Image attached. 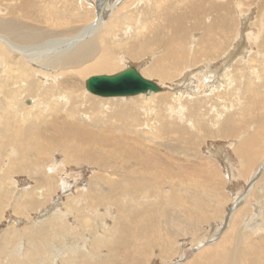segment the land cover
<instances>
[{"label": "bare ground", "instance_id": "1", "mask_svg": "<svg viewBox=\"0 0 264 264\" xmlns=\"http://www.w3.org/2000/svg\"><path fill=\"white\" fill-rule=\"evenodd\" d=\"M96 1L0 0V264H264V55L236 33L243 0H99L90 21ZM234 41L244 64L222 61ZM131 60L169 90L87 92ZM75 168L92 173L73 191Z\"/></svg>", "mask_w": 264, "mask_h": 264}, {"label": "rangeland", "instance_id": "2", "mask_svg": "<svg viewBox=\"0 0 264 264\" xmlns=\"http://www.w3.org/2000/svg\"><path fill=\"white\" fill-rule=\"evenodd\" d=\"M103 1V0H102ZM247 1V2H246ZM80 2H82V0H80ZM96 2H98V4L96 5V7H95V5L94 6H91L93 9H92V13H91V15L92 14H94V8H95V10L97 9V11H96V17H98V12L100 11L99 10V0H97ZM112 2H113V0H112ZM93 3V2H92ZM256 2H254V3H252L250 0H243V4L241 3V4H238V5H236V9L238 10V9H240V8H242V10H241V12L243 13L242 15L243 16H241V14L240 15H238V31L236 32V33H239V36H240V38L241 39H247V37L246 36H249V34H250V36L251 35H253V36H251L252 38H251V40H250V42H251V47H250V45H248V48H249V50L251 49L252 50V48H253V52H251V54L253 55V56H255L257 59H258V57H262L263 55H264V51H263V49L258 45V44H260L261 42V40H260V38L259 37H262V34L261 35H259L258 34V32H259V30H260V26H259V20L257 19V18H260L261 17V15H257L255 12H254V10H255V8L258 6L257 4H255ZM202 4H204V3H202ZM237 4V3H236ZM263 4V3H262ZM91 5V4H90ZM264 5V4H263ZM240 8H239V7ZM203 7V6H202ZM246 8V9H245ZM248 8H250V9H248ZM252 8V9H251ZM245 10H247V11H245ZM249 11V12H248ZM262 11H264V7L262 8ZM259 12V11H258ZM248 15H247V14ZM255 13V14H254ZM259 14V13H258ZM90 15V21H92V20H94V19H96V17L94 18V15H92L91 16ZM250 15H251V18H250ZM247 16V17H246ZM93 17V18H92ZM208 17H209V19H211L212 18V16L211 15H208L207 16V18H206V21L208 22L209 21V19H208ZM240 17H242V18H240ZM257 17V18H256ZM256 18V20H254ZM249 19H251V20H249ZM244 20L246 21L245 23H243L244 22ZM258 20V21H257ZM254 21V22H253ZM251 23V24H250ZM257 23V24H256ZM245 24V25H244ZM250 24V30H246L247 28V26ZM257 25V26H256ZM245 27L243 30L241 29V27ZM254 26V27H253ZM202 30H200L199 31V33L198 34H200V32H201ZM240 31H241V33H240ZM198 32V31H197ZM246 33V34H245ZM197 34V35H198ZM258 34V35H257ZM263 34H264V31H263ZM245 35V36H244ZM255 35V36H254ZM257 36H259L257 39H258V41L255 43V41L257 40L256 39V37ZM254 39V40H253ZM237 42V43H236ZM234 41L233 43H232V45L231 46H233L234 47V49H233V47H231L230 49H229V52L226 54L227 56L224 58V60H222L223 61V63H225L226 61H228V59L230 58V57H234V55H233V53L235 52V57L238 59V61H239V65H241V64H244V59L245 58H247L248 56H246V55H244V53H243V51L242 50H244L243 48H244V46H243V44L241 43V42H238V41ZM253 42V43H252ZM236 43V44H235ZM254 44V45H253ZM234 50V51H233ZM233 52V53H232ZM231 59H234V58H231ZM237 59H234L232 62H234L235 60H237ZM264 60V57H263V59H262V61ZM132 61V62H131ZM130 61V63H128V65H130V66H133V67H137V69L139 70V64H140V62H138V61H135V60H131ZM222 61L220 62V64H222ZM230 61V60H229ZM220 64L218 65V67L220 66ZM262 64H263V62H259V61H257V65H255V66H252V68H253V70L256 72L257 70V72H258V77H256V75L254 76L255 77V79L257 80V82H259V80L261 81V80H264V67H262ZM127 65V64H126ZM125 65V66H126ZM127 65V66H128ZM225 64H223V65H221L222 67L224 66ZM124 66V65H123ZM123 67V68H126V67ZM220 66V67H221ZM257 66V67H256ZM262 67V69H263V71H262V73H259V71H260V68ZM122 68V69H123ZM224 69V68H223ZM257 69V70H256ZM121 70V69H120ZM227 70V68L224 70V71H226ZM260 71V72H261ZM212 73V72H211ZM213 74V73H212ZM255 74V73H254ZM257 74V73H256ZM201 76V75H200ZM222 77H223V75H222ZM263 78V79H262ZM154 82H156L157 84L159 83L158 81V79L157 78H153L152 79ZM256 80H255V84H256ZM183 82V81H182ZM181 82V83H182ZM218 83H219V81H217L214 85H213V87H216L217 85H218ZM160 84V83H159ZM164 88H162V91H164V92H166V91H168L169 90V87H170V84L169 83H164ZM174 87H176V86H174ZM85 90H87L86 88H85ZM264 91V90H263ZM89 94H92L90 91H87ZM260 93H261V95L259 94V98H264V93L262 92V91H259ZM155 93V92H154ZM157 93V92H156ZM93 95H95V94H93ZM144 96L143 97V99L145 98V97H147L148 96V94L146 93V94H139V95H135V96H120V97H116V98H127V99H133V98H135V97H137V96ZM146 95V96H145ZM96 96V95H95ZM98 97H100V96H98ZM101 98H105V97H102L101 96ZM224 98V99H223ZM231 98V97H230ZM230 98L229 99H226L224 96L221 98V99H223L224 101H229V105L228 104H226L227 105V107L226 108H229L230 107ZM238 98H239V95H238ZM105 99H110V98H105ZM221 99H219L220 101H221ZM228 103V102H227ZM262 103V104H261ZM225 105V106H226ZM257 105H259L258 106V111L256 112V115L258 114V115H261L258 119H254V123L255 124H260L261 123V120H262V118L264 119V102H260L259 104H257ZM216 106H218L217 107V109H215V110H213L212 112L213 113H215V111H216V113H224L227 109H225V106H224V104H221V106L220 105H216ZM224 107V108H221V107ZM261 106V107H260ZM263 106V107H262ZM238 107H240V105L238 104V106L236 107V108H238ZM221 108V109H220ZM260 109V110H259ZM259 112H260V114H259ZM262 112V113H261ZM215 113V114H216ZM254 114V113H253ZM255 115V114H254ZM261 119V120H260ZM207 120V119H206ZM263 121V120H262ZM241 135H243V134H241ZM216 144V145H215ZM216 146V147H215ZM228 144L227 145H225V148L224 149H226L225 151L227 152V149H228ZM217 147H219V145L215 142V143H212V142H209L206 146H205V150L207 151V152H211V153H214L213 152V150H214V148H217ZM216 154V153H215ZM69 168V167H68ZM75 170H77V171H79L80 172V169H76L75 168ZM76 171V172H77ZM75 172V173H76ZM69 180L68 179H66V185L67 186H70L71 187V189H72V187L74 186L75 188H76V186L77 185H84V184H88V182L87 181H89V175L92 173V171L91 170H89V169H87V168H85L84 170H83V172H80V174H78V176H79V178L76 180L75 179V177H74V173H73V171L72 170H69ZM73 173V174H72ZM83 174V175H82ZM73 176V177H72ZM71 177V178H70ZM88 178V179H87ZM19 180V179H18ZM29 180L27 181L25 178H23V177H21V179L19 180V182H17L18 184H19V186L20 185H29ZM79 182H80V184H79ZM248 184H247V182H242V179H237V180H233L232 182H230V183H228L227 184V186H226V189L228 190V191H232V192H234V191H236V193L238 194V195H240L241 194V192H244V191H246V190H248V186H247ZM73 187V191H74V188ZM232 187V188H231ZM233 189V190H232ZM235 193V192H234ZM60 194V193H59ZM59 197H61L62 199H64L65 198V195L62 193V194H60V195H58ZM232 205H234V204H231V206ZM192 245L191 244H188L187 245V249L188 248H190ZM187 252V251H186ZM55 255V254H54ZM156 264H162V262H157ZM165 264V263H164Z\"/></svg>", "mask_w": 264, "mask_h": 264}, {"label": "water", "instance_id": "3", "mask_svg": "<svg viewBox=\"0 0 264 264\" xmlns=\"http://www.w3.org/2000/svg\"><path fill=\"white\" fill-rule=\"evenodd\" d=\"M87 89L102 97L135 96L160 92L162 87L145 78L135 67H129L117 74L94 75L87 80Z\"/></svg>", "mask_w": 264, "mask_h": 264}]
</instances>
